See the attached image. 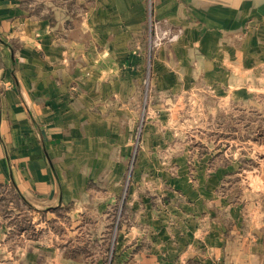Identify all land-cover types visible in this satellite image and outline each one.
Listing matches in <instances>:
<instances>
[{
  "label": "rangeland",
  "instance_id": "rangeland-1",
  "mask_svg": "<svg viewBox=\"0 0 264 264\" xmlns=\"http://www.w3.org/2000/svg\"><path fill=\"white\" fill-rule=\"evenodd\" d=\"M151 19L136 69L142 99L130 119L120 111L110 143L118 169L102 160L77 205L24 209L18 230L38 243L41 264H90L96 251L104 264H142L137 254L157 232L191 220L224 233L226 264H264V26L214 47L173 20ZM129 232L137 258L114 255Z\"/></svg>",
  "mask_w": 264,
  "mask_h": 264
},
{
  "label": "crops",
  "instance_id": "crops-1",
  "mask_svg": "<svg viewBox=\"0 0 264 264\" xmlns=\"http://www.w3.org/2000/svg\"><path fill=\"white\" fill-rule=\"evenodd\" d=\"M152 12L214 47L264 26V0H0V264H41L24 209L77 205L102 160L118 169L110 143L142 99ZM186 221L157 232L142 264H226L224 233ZM138 245L129 232L113 254Z\"/></svg>",
  "mask_w": 264,
  "mask_h": 264
}]
</instances>
